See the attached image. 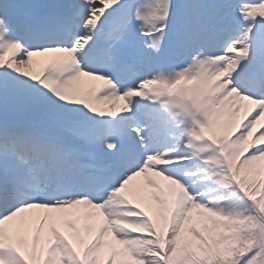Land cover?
<instances>
[{"label": "snow or ice", "instance_id": "obj_1", "mask_svg": "<svg viewBox=\"0 0 264 264\" xmlns=\"http://www.w3.org/2000/svg\"><path fill=\"white\" fill-rule=\"evenodd\" d=\"M262 118L264 0H0V264H264Z\"/></svg>", "mask_w": 264, "mask_h": 264}, {"label": "rangeland", "instance_id": "obj_2", "mask_svg": "<svg viewBox=\"0 0 264 264\" xmlns=\"http://www.w3.org/2000/svg\"><path fill=\"white\" fill-rule=\"evenodd\" d=\"M98 106H102V105H98ZM262 120H264V118H262ZM138 180H139L140 183H143L142 178H138Z\"/></svg>", "mask_w": 264, "mask_h": 264}]
</instances>
